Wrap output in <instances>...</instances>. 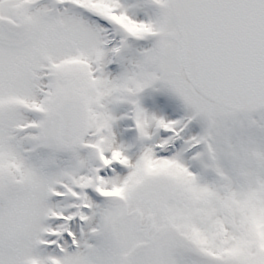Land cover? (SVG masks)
<instances>
[{"label": "snow or ice", "instance_id": "snow-or-ice-1", "mask_svg": "<svg viewBox=\"0 0 264 264\" xmlns=\"http://www.w3.org/2000/svg\"><path fill=\"white\" fill-rule=\"evenodd\" d=\"M0 264H264V0H0Z\"/></svg>", "mask_w": 264, "mask_h": 264}, {"label": "rangeland", "instance_id": "rangeland-1", "mask_svg": "<svg viewBox=\"0 0 264 264\" xmlns=\"http://www.w3.org/2000/svg\"><path fill=\"white\" fill-rule=\"evenodd\" d=\"M161 90H157V89H148L145 91L144 93V98H145V105L149 106L148 102L153 98V94L160 92Z\"/></svg>", "mask_w": 264, "mask_h": 264}]
</instances>
